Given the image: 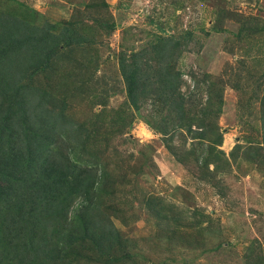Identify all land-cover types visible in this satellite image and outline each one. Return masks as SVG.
I'll return each instance as SVG.
<instances>
[{
	"label": "rangeland",
	"instance_id": "obj_1",
	"mask_svg": "<svg viewBox=\"0 0 264 264\" xmlns=\"http://www.w3.org/2000/svg\"><path fill=\"white\" fill-rule=\"evenodd\" d=\"M0 14L66 35L26 84L46 94L45 115L73 124L58 147L76 127L71 151L109 174L93 213L120 236L107 257L78 245V264H264V0H0ZM163 38L194 107L166 139L167 109L132 107L120 69ZM3 221L0 264H39Z\"/></svg>",
	"mask_w": 264,
	"mask_h": 264
},
{
	"label": "trees",
	"instance_id": "obj_2",
	"mask_svg": "<svg viewBox=\"0 0 264 264\" xmlns=\"http://www.w3.org/2000/svg\"><path fill=\"white\" fill-rule=\"evenodd\" d=\"M64 39L65 34L56 36L46 28L0 14V100L4 99L0 102V219L28 240L29 253L39 264H78L73 250L85 243L107 257L120 241L113 222L93 213L99 212L97 202L109 174L89 168L94 165L79 161L71 151V143L79 139L76 127L68 135L73 141L67 150L58 147L54 138L66 134L63 124H73L45 115L46 94L26 84L35 71L51 62V53ZM174 44L163 38L149 50L120 61L130 105L141 109L150 100L157 111L167 109L168 115L156 127L164 139L175 136L174 119L184 126L186 110L194 109L179 93L181 76L169 69ZM151 60L154 66H149ZM9 98L12 103L3 107ZM165 146L173 151L166 141ZM90 179L94 181L89 184ZM66 194L68 204L60 200ZM77 199L79 204H74ZM18 259L15 250L13 262Z\"/></svg>",
	"mask_w": 264,
	"mask_h": 264
}]
</instances>
